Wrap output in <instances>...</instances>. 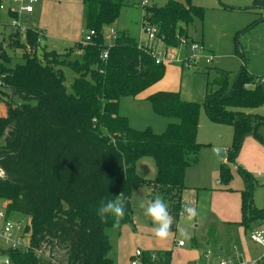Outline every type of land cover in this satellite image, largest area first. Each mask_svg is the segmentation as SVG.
Returning a JSON list of instances; mask_svg holds the SVG:
<instances>
[{
    "label": "trees",
    "instance_id": "trees-1",
    "mask_svg": "<svg viewBox=\"0 0 264 264\" xmlns=\"http://www.w3.org/2000/svg\"><path fill=\"white\" fill-rule=\"evenodd\" d=\"M128 2L83 0L85 32L95 30L96 35L91 43H75L83 51L82 61L72 57V50L44 51L39 57L41 32L31 28L24 35L12 31L4 37L8 47L0 45V94L8 99L7 115L0 116V169L4 172L0 200L24 196L31 210L26 230L32 231L34 244L64 249L67 264H116L109 256L107 229L112 228V220L102 222L97 209L102 202L122 196L126 206L119 227L133 223L132 195L145 185L150 190L148 199L161 196L172 218L179 220L188 188L187 169L198 163L205 146L197 140L202 106L212 122L234 130L228 162L220 168L226 184L233 180L230 163H236L246 137L264 142L258 132L264 116L245 111L264 106V83L249 72L248 58L239 48L243 64L233 83L230 71L219 69L216 89L207 92L203 104L184 100L178 91L155 92L146 100L155 114L171 120L165 130L157 133L151 127L131 126L128 116L121 114V101L137 97L163 79L166 64L156 63L140 47L139 39L125 31L118 32L112 45L106 43L109 27ZM250 8L264 9V0H253ZM204 14L205 8L193 0H168L164 6H146L142 22L158 26L167 47L179 50L189 42L187 27ZM7 48L22 50L23 63L10 66ZM65 68L77 74L70 91ZM145 157L156 162L154 179L137 172L138 161ZM237 166L245 183L239 225L251 232L264 224V208L254 200L258 180ZM10 211H6L8 217ZM6 253L11 264H53L32 251ZM142 257L145 264H172L171 250L143 252Z\"/></svg>",
    "mask_w": 264,
    "mask_h": 264
},
{
    "label": "rangeland",
    "instance_id": "rangeland-1",
    "mask_svg": "<svg viewBox=\"0 0 264 264\" xmlns=\"http://www.w3.org/2000/svg\"><path fill=\"white\" fill-rule=\"evenodd\" d=\"M45 1L43 3L42 0H36L33 5L34 12L27 13L20 8L21 5H27L26 0L23 3H16L15 0H0V4L5 6V9H0V45L3 44L8 47V41L6 42L4 37L16 30L10 25L11 18L9 15V7L14 6L19 14L16 13L15 17L23 28L36 29L41 32L42 39L37 50L39 57L44 51L56 50L62 53L72 50L74 54L72 53L73 56H71L82 61L83 51L78 49L74 40L67 39L66 36L76 35L82 39L86 31L83 0ZM143 1L145 0H129L128 5L122 9L119 18L109 29H119L131 36L138 37L145 7L164 6L168 0H146L145 5H143ZM193 3L204 7L205 14L203 19L195 17L194 21L187 27L188 34L196 40L204 39L206 45H210L214 50L216 57L207 63L204 54L200 52V56L193 66H188L185 61L168 64L165 76L158 83V86L162 88L160 90L180 91L184 100L203 104L207 92L216 89L214 81L219 75V69L230 71V82L235 81L243 64L237 53L238 48L248 58L249 72L264 80V9L250 8L253 5V0H193ZM225 6L233 7V9L219 10ZM254 22L256 23L254 24ZM44 36L47 38L45 39ZM106 43L112 45L114 40L106 39ZM189 43L190 41L179 50L181 60L192 54ZM158 46L164 49L165 44L160 42ZM7 50L12 56L10 66L23 63L22 50L11 51L9 48ZM64 70L65 83L70 91L77 74L70 68ZM6 100H8L7 97L0 94V114L7 113ZM15 100L20 102L18 98ZM121 103V114L128 116L131 126L137 129L151 127L155 132L161 133L165 130L167 123L171 121L169 118L155 114L152 104L148 100H133L129 97L123 99ZM245 111H254L264 115V106L245 109ZM258 132L264 138V124L259 126ZM198 134L205 145L202 149L204 151L208 148L205 142L213 139L223 143L228 141L232 143L234 130L230 125L212 122L205 107L202 106ZM254 138L257 141L255 150L262 149L264 154V142L257 137ZM243 150L244 144L236 158V163H230L234 177L229 184L222 180L220 173L216 175L211 172L212 161L208 157L204 159L200 167L191 169L189 173L191 184L202 188L198 196L197 216L189 221L186 218V213L182 212L178 221L172 218L173 225L166 239H158L155 236L156 226L150 218L144 215V209L140 207V204L145 200L138 193L135 197V211L133 209L134 222L115 229L113 227L107 229L111 243L109 256L116 264H132L137 249L142 252L171 250L172 264H189L193 260L192 258L202 253L204 249V247L194 249L191 245V238L197 236L201 239L202 236L200 235L210 225L213 232L207 248L210 249L213 256L215 253L222 252L223 256L229 259L233 258L241 264H251V261H246L247 253L251 258L258 259L263 248L252 242L249 231L246 232L239 223H236L242 217L241 197L238 190L245 187L244 180L237 171V165L251 172L258 180V185L254 191V200L259 208H264V159H262V165L254 164L251 166L252 170H249L239 162ZM203 155L204 153H202ZM136 168L137 172L145 178L154 179L157 175V165L152 157L143 158ZM220 180L221 183H219ZM144 190H149V188L145 185L139 192ZM185 194L191 197L196 194V191L193 193L192 189H189ZM9 206L12 208L8 209ZM0 209L11 210L10 219L23 224V226H26L31 218V210L24 196L23 198L0 200ZM207 211L210 213V218L204 214ZM10 214L12 215L10 216ZM223 217L233 220L234 224L228 222L222 226L220 221ZM196 219L204 220L207 226L205 227L202 222L200 227H197ZM215 219H217V224ZM223 222H227V220H223ZM220 227H224V230H220ZM261 227H264V224ZM179 240H184L187 244L186 247H178L176 243ZM222 246L223 249L220 250ZM51 252L55 253L58 264L66 263V251L64 249L55 248ZM138 261L139 264H145L143 257H138Z\"/></svg>",
    "mask_w": 264,
    "mask_h": 264
},
{
    "label": "built area",
    "instance_id": "built-area-1",
    "mask_svg": "<svg viewBox=\"0 0 264 264\" xmlns=\"http://www.w3.org/2000/svg\"><path fill=\"white\" fill-rule=\"evenodd\" d=\"M25 0H15L16 3H23ZM27 5H21V10L30 13L34 10L33 5L36 0H26ZM147 1L143 2V5H145ZM0 9H5V6L3 4H0ZM18 10L11 6L9 7V15L11 18L10 25L11 27L15 28L17 31H20L23 35L25 34L26 30L28 28H23L20 24L18 19L13 16L12 14L17 13ZM142 31L144 33V38L140 39V47H144L147 49L151 55L156 59V63H164V64H173L180 61H185L188 66H193L194 62L197 61V58L200 56V52L204 54V57L206 59V62L209 63L214 60L215 56L213 54H209L207 50L204 48V46L199 42H191L190 44V50L192 51V54L188 55V57L184 60H181L179 58V50L186 45L184 43L182 47L179 50H172L167 47V45L164 43L162 38L159 36V28L156 25H153L149 22H143ZM96 35L95 30H90L87 32H84L81 42L83 44L91 43L93 40V37ZM118 33L115 29L111 28L110 31L106 34V39H112L115 40ZM41 34L39 35L38 42L41 43ZM160 42H163L165 44L164 49L160 48L158 44ZM109 45V44H108ZM110 46V45H109ZM109 51L104 50L103 51V58H108ZM262 79V78H261ZM264 83V80H261ZM0 172L3 173L2 176H4V172L0 169ZM0 264H11L10 256L6 253L8 250H18L24 253L27 252H34V254L38 258L47 259L50 260L53 264H58V260L55 257V253H52L51 251L54 249H51L47 247V245L39 246L37 247L34 244L33 237H32V231L26 230V226L29 225V222L26 223V226H23L21 223H16L10 219V217L7 216V212L4 209H0ZM250 239L252 242L260 245L263 248V252L260 255V257L256 260H253L251 264H264V228H256L250 232ZM179 246H184L185 241L179 240L177 243ZM143 252L139 249L136 250L132 264H139L138 257H142ZM137 258V259H136ZM205 258L208 261H211V254L208 252L205 255ZM219 264H240L239 262H236L235 259L231 258H222L218 261ZM67 264V254H66V263Z\"/></svg>",
    "mask_w": 264,
    "mask_h": 264
},
{
    "label": "crops",
    "instance_id": "crops-1",
    "mask_svg": "<svg viewBox=\"0 0 264 264\" xmlns=\"http://www.w3.org/2000/svg\"><path fill=\"white\" fill-rule=\"evenodd\" d=\"M146 1V0H145ZM145 1H143V2H145ZM178 1H181V2H184V0H178ZM42 2L43 3H45L46 1L45 0H42ZM142 2V3H143ZM219 10H227V9H225V8H219ZM229 10V9H228ZM34 12V10L32 11V12H30V13H33ZM17 15H19L18 14V12H17ZM19 17V16H18ZM142 21H143V19H142ZM141 21V29H140V33L138 34V39L140 40L141 38L143 39L144 38V33H143V31H142V26H143V22ZM117 32L118 31H120L119 29H117L116 30ZM189 35V34H188ZM55 37H56V35H55ZM189 37H190V39H189V41H190V43L191 42H199V43H201L203 46H204V48L207 50V52L209 53V54H213L214 56H215V52H214V50L211 48V46L210 45H206V43H205V41H204V39H202V40H196L195 38H193L192 36H190L189 35ZM44 38L46 39L47 38V36H44ZM66 38L67 39H70V40H74L75 41V43L76 42H79V41H81V39L79 38V37H77L76 35H68V36H66ZM187 45V44H186ZM216 57V56H215ZM167 66H168V64H166V69H167ZM160 82V81H159ZM159 82H157L155 85H153V86H151L150 88H148V89H146L145 91H143L142 93H140L137 97H134V98H131V99H135V100H140V101H142V100H146V98L147 97H149L151 94H153V93H155V92H158V91H163V90H160V89H162L160 86H158L159 84ZM178 92H180V91H178ZM180 94H181V92H180ZM247 113H255V114H259V113H257V112H254V111H246ZM0 113H1V109H0ZM7 113H3V114H0V116H5ZM259 115H262V114H259ZM262 116H264V115H262ZM199 128H200V121H199ZM199 131V130H198ZM262 136V135H261ZM263 137V136H262ZM197 140L199 141V142H201V143H203L202 142V138L200 137V135L198 134L197 135ZM221 142V143H220ZM216 141V140H210V141H207V142H205V143H207V144H210L211 146H207L208 148L206 149V150H204V151H201V154H200V158H199V161H198V163L196 164V165H194V166H192V167H190V168H188L187 169V172H186V179H185V183H186V185H187V189H185L184 190V192H183V202H184V206H183V211L182 212H184V209L186 208V207H191V208H194V209H196V211H197V208H198V196H199V193H200V191H201V189L202 188H199V187H197V186H195V185H193V184H191V181H190V179H189V173H190V171H191V169H193V168H198V167H200L201 166V164H202V162L204 161V159L206 158V157H208V159L210 160V161H212L211 163H212V165H211V172L212 173H214V174H216V175H219V173H220V168H221V166H222V164H224V163H226V161H227V150H228V146L231 144L230 143V141H228V142H226V143H223L222 141ZM257 141L255 140V138H254V136H248V137H246V139L244 140V150H243V152H242V154H241V156H240V158H239V162L245 167V168H248L249 170H252V168H251V166L252 165H254V164H256V165H262V163H263V160L262 159H264V154H263V152H262V149H256L255 150V143H256ZM215 148H223L224 149V151H225V153H226V158H222V157H220L216 152H215ZM251 151V152H250ZM202 153H204V155L202 156ZM143 159V158H142ZM142 159H140L139 161H138V163L142 160ZM224 161H223V160ZM137 163V164H138ZM240 166V165H239ZM248 171V170H247ZM189 183V184H188ZM219 183H221L220 181H219ZM142 188V187H141ZM141 188H139V189H136L134 192H133V195H132V205H133V209H134V211H135V208H136V205H135V197H136V195L138 194V193H140L139 194V196L143 199V200H145V204H147V202L149 201V199H148V194H149V190H144L143 192H139L140 191V189ZM148 188V187H147ZM244 188V187H243ZM243 188H241V189H239L238 191H239V193H240V197H241V199H240V208H241V211H242V196H241V191L243 190ZM189 189H192V192L194 193L195 191H196V194H194L193 196H191V197H189L188 195H186L185 194V192L187 191V190H189ZM194 189H195V191H194ZM13 214V213H12ZM12 214H10V216L12 215ZM208 218H210V213L207 211L206 213H204ZM242 214V213H241ZM223 220H227V222H223ZM241 220H242V217H241V219H239V221L238 222H236L237 224L239 223V222H241ZM215 221V223L217 222V219H215L214 220ZM204 223V225H205V227L207 226V224H206V222L204 221V220H202V219H196V223H197V227H200V225H201V223ZM228 222H230V224H234V221L233 220H231V219H228V218H225V217H223L222 218V220L220 221V223H221V225L223 226L225 223H228ZM217 224V223H216ZM241 226V225H240ZM258 228H264V227H258ZM173 229V228H172ZM212 228L210 227V225H209V227H208V229L206 230H204V233L202 234V235H200V236H202L201 237V239H199L197 236L196 237H192L191 238V240H192V243H191V245H192V247L194 248V249H198L199 247H204V249H203V252L202 253H199L198 255H196L195 257H193L192 259V261H190L189 262V264H219L218 263V260H220V259H222V258H227L226 256H223L222 255V252H220V253H215L214 254V256H213V254H211L212 252L210 251V249H208L207 248V246H209V242H210V240H211V237H212V230H211ZM220 230H224V227H220ZM249 237H250V232H249ZM178 243V242H177ZM176 243V245L178 246V247H181V248H184V247H186V242H185V245L184 246H179L178 244ZM223 249V246L222 247H220V250H222ZM208 252H210V254H211V261H208L206 258H205V255L208 253ZM262 254V253H261ZM247 256H248V258L246 259V261H253V260H256V259H253V258H251L250 257V255H249V253H247L246 254ZM260 257V256H259ZM258 257V258H259ZM215 261V262H214ZM172 262H173V260H172ZM240 263V262H239ZM241 264V263H240ZM246 264H248V263H246Z\"/></svg>",
    "mask_w": 264,
    "mask_h": 264
},
{
    "label": "clouds",
    "instance_id": "clouds-1",
    "mask_svg": "<svg viewBox=\"0 0 264 264\" xmlns=\"http://www.w3.org/2000/svg\"><path fill=\"white\" fill-rule=\"evenodd\" d=\"M93 120H95V118H93ZM2 175L3 173L0 172V176ZM125 206V199L122 196H118L115 200L102 202L97 209V215L102 222H107L109 218H111L112 227L115 229L120 226L121 220L124 219ZM140 207L144 209V215L150 218L152 223L156 226L155 236L158 239H166L173 225V219L164 199L157 195L154 199L149 200L147 204L142 201ZM184 212L189 221L197 216L196 209L191 207H186Z\"/></svg>",
    "mask_w": 264,
    "mask_h": 264
},
{
    "label": "water",
    "instance_id": "water-1",
    "mask_svg": "<svg viewBox=\"0 0 264 264\" xmlns=\"http://www.w3.org/2000/svg\"><path fill=\"white\" fill-rule=\"evenodd\" d=\"M215 152L222 158H226V153L223 148H215Z\"/></svg>",
    "mask_w": 264,
    "mask_h": 264
}]
</instances>
